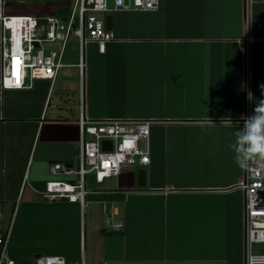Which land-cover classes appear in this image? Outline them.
<instances>
[{
  "label": "crops",
  "instance_id": "obj_1",
  "mask_svg": "<svg viewBox=\"0 0 264 264\" xmlns=\"http://www.w3.org/2000/svg\"><path fill=\"white\" fill-rule=\"evenodd\" d=\"M5 1L6 16L70 15L60 0ZM107 16L114 40L105 54L96 44L87 50L86 115L155 121L146 186L126 168L89 196L100 213L103 202L113 204L123 223L113 231L109 261L245 264V171L229 145L237 124L264 99V0H160L157 12ZM2 36L0 23V203L17 221L22 209L35 213L45 204L48 181L71 180L52 175L51 166L76 164L80 51L79 42L71 53L66 45L53 85L40 79L31 89H3ZM248 36L246 50L241 41ZM61 48L44 44L50 56ZM46 204L63 206L65 219H81L83 250L85 211L65 201Z\"/></svg>",
  "mask_w": 264,
  "mask_h": 264
},
{
  "label": "built area",
  "instance_id": "obj_2",
  "mask_svg": "<svg viewBox=\"0 0 264 264\" xmlns=\"http://www.w3.org/2000/svg\"><path fill=\"white\" fill-rule=\"evenodd\" d=\"M112 2V7L109 6ZM5 0H0V23L3 31L2 80L3 89H31L35 80H49L54 84L59 70L64 67L62 56L73 35L79 42L81 87L79 93V149L75 165L54 163L52 175L71 180H51L41 192L47 203L65 201L85 211L90 195L99 192L87 188L88 175L94 174L97 184L120 177L126 168L143 169L150 164V136L154 120L104 119L92 120L86 115L87 48L96 44L105 54L114 34L107 29L106 17L112 12H157L160 0H74L67 20L58 17L6 16ZM252 39L248 36L241 44L248 50ZM62 44L60 51L47 55L45 43ZM250 115H247L248 117ZM104 142L111 145L104 147ZM246 197V259L245 264H264V174L259 178L245 172L241 182ZM103 225L113 231L123 228L117 218V208L102 203ZM14 217L6 223L0 203V264H19L11 255ZM259 247V248H257ZM34 264H85L69 262L63 256H39ZM106 264H134L112 263Z\"/></svg>",
  "mask_w": 264,
  "mask_h": 264
},
{
  "label": "rangeland",
  "instance_id": "obj_3",
  "mask_svg": "<svg viewBox=\"0 0 264 264\" xmlns=\"http://www.w3.org/2000/svg\"><path fill=\"white\" fill-rule=\"evenodd\" d=\"M22 1H26V3H45L48 0ZM60 1L64 2L65 8L70 13L74 0ZM109 6L112 7L111 1H109ZM77 42L78 38L72 35L67 43V50L70 53L73 52ZM86 55L88 56V52ZM109 182L107 181L102 185L97 184L94 174H91L87 177V188L89 191L99 192L101 189L106 188ZM87 201H91V197H88ZM4 208L5 220L9 224L13 209L9 205ZM63 208L60 205H47L45 202V204L36 208L35 213H30L33 210L32 208L22 209L20 219H17V221L14 219L13 224L11 250L15 260L19 264H34L36 255L54 256L59 254L69 262L74 263L85 261L86 264H106L111 262L109 260L114 258H110L108 255L114 254V244H112L114 242V232L103 225L102 219L104 217L100 213L101 208L99 211L98 204L89 203L85 209L83 250L80 249V238L78 236L81 219H65L67 213H63ZM24 212H27L28 215L22 218ZM153 247L155 248L156 245Z\"/></svg>",
  "mask_w": 264,
  "mask_h": 264
},
{
  "label": "clouds",
  "instance_id": "obj_4",
  "mask_svg": "<svg viewBox=\"0 0 264 264\" xmlns=\"http://www.w3.org/2000/svg\"><path fill=\"white\" fill-rule=\"evenodd\" d=\"M264 90V85H261ZM235 132V141L229 147L234 152L237 166L259 178L264 174V99L259 100L251 116L245 117Z\"/></svg>",
  "mask_w": 264,
  "mask_h": 264
},
{
  "label": "water",
  "instance_id": "obj_5",
  "mask_svg": "<svg viewBox=\"0 0 264 264\" xmlns=\"http://www.w3.org/2000/svg\"><path fill=\"white\" fill-rule=\"evenodd\" d=\"M106 26L108 30H111V16L106 17ZM108 145H111L110 142H104V147L106 148ZM137 179H138V187L143 188L146 186V169H138L136 171ZM40 255H36L35 258L39 257Z\"/></svg>",
  "mask_w": 264,
  "mask_h": 264
}]
</instances>
